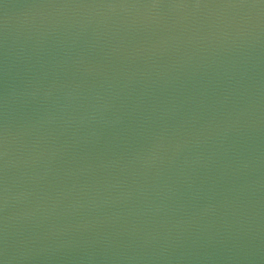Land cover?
<instances>
[{
	"label": "water",
	"instance_id": "obj_1",
	"mask_svg": "<svg viewBox=\"0 0 264 264\" xmlns=\"http://www.w3.org/2000/svg\"><path fill=\"white\" fill-rule=\"evenodd\" d=\"M0 264H264V0H0Z\"/></svg>",
	"mask_w": 264,
	"mask_h": 264
}]
</instances>
